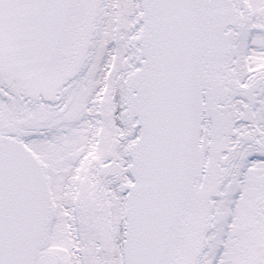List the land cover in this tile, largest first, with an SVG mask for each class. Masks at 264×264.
<instances>
[{"label":"snow or ice","instance_id":"1","mask_svg":"<svg viewBox=\"0 0 264 264\" xmlns=\"http://www.w3.org/2000/svg\"><path fill=\"white\" fill-rule=\"evenodd\" d=\"M0 264H264V0H0Z\"/></svg>","mask_w":264,"mask_h":264}]
</instances>
